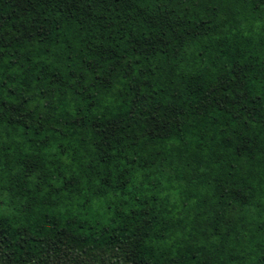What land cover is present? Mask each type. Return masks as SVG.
Returning <instances> with one entry per match:
<instances>
[{
  "label": "trees",
  "instance_id": "obj_1",
  "mask_svg": "<svg viewBox=\"0 0 264 264\" xmlns=\"http://www.w3.org/2000/svg\"><path fill=\"white\" fill-rule=\"evenodd\" d=\"M0 264H264V0H0Z\"/></svg>",
  "mask_w": 264,
  "mask_h": 264
}]
</instances>
